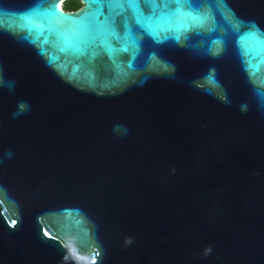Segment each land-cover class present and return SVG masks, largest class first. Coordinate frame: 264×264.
Returning <instances> with one entry per match:
<instances>
[{"label":"water","instance_id":"water-1","mask_svg":"<svg viewBox=\"0 0 264 264\" xmlns=\"http://www.w3.org/2000/svg\"><path fill=\"white\" fill-rule=\"evenodd\" d=\"M0 0V264H264V0Z\"/></svg>","mask_w":264,"mask_h":264},{"label":"trees","instance_id":"trees-1","mask_svg":"<svg viewBox=\"0 0 264 264\" xmlns=\"http://www.w3.org/2000/svg\"><path fill=\"white\" fill-rule=\"evenodd\" d=\"M82 6L81 0H66L63 7L67 11L77 10Z\"/></svg>","mask_w":264,"mask_h":264},{"label":"snow or ice","instance_id":"snow-or-ice-1","mask_svg":"<svg viewBox=\"0 0 264 264\" xmlns=\"http://www.w3.org/2000/svg\"><path fill=\"white\" fill-rule=\"evenodd\" d=\"M90 2H91V0H90Z\"/></svg>","mask_w":264,"mask_h":264}]
</instances>
